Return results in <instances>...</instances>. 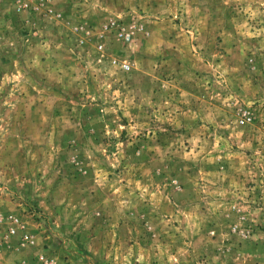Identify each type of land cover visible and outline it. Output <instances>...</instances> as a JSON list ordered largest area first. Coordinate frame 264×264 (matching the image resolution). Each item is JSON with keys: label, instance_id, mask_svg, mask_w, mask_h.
Masks as SVG:
<instances>
[{"label": "rangeland", "instance_id": "1", "mask_svg": "<svg viewBox=\"0 0 264 264\" xmlns=\"http://www.w3.org/2000/svg\"><path fill=\"white\" fill-rule=\"evenodd\" d=\"M0 264H264V0H0Z\"/></svg>", "mask_w": 264, "mask_h": 264}, {"label": "built area", "instance_id": "2", "mask_svg": "<svg viewBox=\"0 0 264 264\" xmlns=\"http://www.w3.org/2000/svg\"><path fill=\"white\" fill-rule=\"evenodd\" d=\"M109 33H114L117 34L118 37L122 40V42L124 44H131L134 40V31L133 28H127L124 27L120 24V22L118 20H112L110 23L106 24L98 33H97V38L99 40L98 43V49L100 51H103L105 49V43H104V39L107 37V35ZM85 34H90L89 30L85 31ZM112 64L115 66H119L118 65V61L117 60H113ZM122 70L124 71H129L131 69V66L128 64H123L120 67ZM244 117L251 121V117L250 114H248L247 112L244 114ZM13 224L19 225V223H17V221L15 220ZM16 232L15 229L11 230V233L14 234ZM42 260H44V257L41 258Z\"/></svg>", "mask_w": 264, "mask_h": 264}]
</instances>
